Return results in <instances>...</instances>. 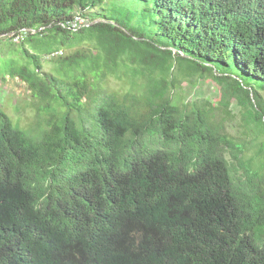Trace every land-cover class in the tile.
Returning <instances> with one entry per match:
<instances>
[{
  "label": "trees",
  "instance_id": "obj_1",
  "mask_svg": "<svg viewBox=\"0 0 264 264\" xmlns=\"http://www.w3.org/2000/svg\"><path fill=\"white\" fill-rule=\"evenodd\" d=\"M0 36L37 112L0 108V264H264V0H0Z\"/></svg>",
  "mask_w": 264,
  "mask_h": 264
},
{
  "label": "rangeland",
  "instance_id": "obj_2",
  "mask_svg": "<svg viewBox=\"0 0 264 264\" xmlns=\"http://www.w3.org/2000/svg\"><path fill=\"white\" fill-rule=\"evenodd\" d=\"M108 11L109 13H113L109 6ZM76 13L77 11L74 12V14ZM136 21L137 20L135 18L133 25H135ZM158 33L161 34L160 32ZM158 38L160 39L161 43H168L166 41V37L159 36ZM20 40L21 39L18 41L13 40V45H10L5 40L0 41V77L1 72L7 71L8 68L7 64H5V62L9 61L10 59L8 52H10V50L12 51L16 49L17 53L20 49H22L20 46L18 47ZM18 57L22 63L27 62L26 58L22 54H19ZM42 68L46 72L51 70V64L46 58L45 60H42ZM188 83L189 79H185L182 82L184 94H186L188 90L190 91L189 88L192 87L190 84L188 85ZM106 85L109 91L115 94H123L129 88V83L126 81H119L115 78H109ZM216 87L217 84L212 78H197V83L190 92L193 94L195 90L201 91L205 96L210 95V98L215 102L218 99V91ZM190 99L191 98L188 96L186 100L189 101ZM0 108L4 110V112L13 120L14 123L18 121L20 128L29 129L33 126L37 112L31 104L29 89L27 88L26 84L19 81L17 78H10L7 76L3 82H0ZM233 132L235 133L234 130Z\"/></svg>",
  "mask_w": 264,
  "mask_h": 264
},
{
  "label": "built area",
  "instance_id": "obj_3",
  "mask_svg": "<svg viewBox=\"0 0 264 264\" xmlns=\"http://www.w3.org/2000/svg\"><path fill=\"white\" fill-rule=\"evenodd\" d=\"M86 25H87V22L84 19H82L80 16H76L65 27H67L68 29L77 30ZM22 38L23 36H17L16 40L14 38V41H18L19 39L22 40Z\"/></svg>",
  "mask_w": 264,
  "mask_h": 264
},
{
  "label": "water",
  "instance_id": "obj_4",
  "mask_svg": "<svg viewBox=\"0 0 264 264\" xmlns=\"http://www.w3.org/2000/svg\"><path fill=\"white\" fill-rule=\"evenodd\" d=\"M33 32H35V31H33ZM0 38H1V36H0Z\"/></svg>",
  "mask_w": 264,
  "mask_h": 264
},
{
  "label": "clouds",
  "instance_id": "obj_5",
  "mask_svg": "<svg viewBox=\"0 0 264 264\" xmlns=\"http://www.w3.org/2000/svg\"><path fill=\"white\" fill-rule=\"evenodd\" d=\"M8 36H9V35H8ZM8 36H7V37H8ZM10 36H11V35H10Z\"/></svg>",
  "mask_w": 264,
  "mask_h": 264
}]
</instances>
